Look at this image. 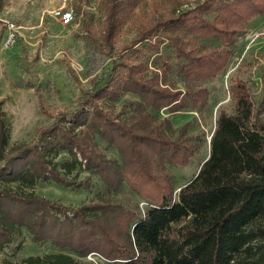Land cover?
<instances>
[{
    "label": "trees",
    "instance_id": "obj_1",
    "mask_svg": "<svg viewBox=\"0 0 264 264\" xmlns=\"http://www.w3.org/2000/svg\"><path fill=\"white\" fill-rule=\"evenodd\" d=\"M102 6L105 22L88 33L99 35V48L114 59L105 82H96L80 101L91 110L62 112L39 141L9 148L0 101V250L15 243L20 248L25 234L57 250L0 264H264V115L248 83H232L233 112H220L208 157L178 192L167 165L187 164L199 144L190 142L195 137L186 136V128L174 137L170 121L153 114L162 107H206L209 91L195 81L216 78L226 68L233 44L264 14V0H205L138 20L129 44L121 34L127 5L102 0ZM157 35L175 52L186 81L182 90L168 80L169 60L153 61V67L140 62L160 52V40L151 42ZM125 93L138 98L128 118H114L99 106L101 97L116 100ZM67 116L73 118L69 125ZM100 141L119 150L120 159L99 151ZM61 152L67 157L56 161ZM77 168L98 175L108 193L126 185L144 206L100 194L74 207L34 191L46 180L89 188L90 181L71 177ZM90 255L103 262L88 260Z\"/></svg>",
    "mask_w": 264,
    "mask_h": 264
},
{
    "label": "rangeland",
    "instance_id": "obj_2",
    "mask_svg": "<svg viewBox=\"0 0 264 264\" xmlns=\"http://www.w3.org/2000/svg\"><path fill=\"white\" fill-rule=\"evenodd\" d=\"M205 0H123L126 23L121 31L122 41L129 44L136 36L138 20L157 18L173 11L193 8ZM72 9L74 19L64 25L54 14L57 10ZM4 21L18 25L17 40L13 47L4 48L7 28ZM105 22L102 0H0V101L5 111L9 130V148L21 144H34L39 141L44 128L57 121L62 112L73 113L81 108L89 111L87 105L80 107V101L89 96L97 83L103 84L105 72L112 64L111 58L99 48V35L88 33L92 26L99 32ZM148 40V39H147ZM160 40V52L143 57L140 62L169 60L173 64L168 80L172 87L184 89L185 77L178 72L173 49L168 47L165 36L157 35L151 42ZM203 43L211 44L210 40ZM212 44H214L212 42ZM233 54L226 68L216 78L195 81L196 87L209 91L206 107L172 111L162 107L154 111L158 120H169L174 137L182 128L186 136H194L190 142L199 144L198 150L187 164L167 165L174 178L175 192L185 185L199 171L208 157L209 142L221 111L233 112L234 100L231 85L236 79L248 83L252 90V100L256 110L264 108V14L254 17L246 26L245 32L233 44ZM140 44L135 45V47ZM138 98L125 93L116 100L101 97L99 106L116 118H128L133 114L132 102ZM67 116L66 123L72 122ZM99 151H104L110 159H120V152L105 141H100ZM66 152H61L56 161L64 160ZM81 159V157H80ZM90 181L88 187H71L56 181L39 182L34 191L55 202L79 206L99 200V195L111 196L129 207L134 204L144 206V202L125 185L118 192L108 193L99 176L90 170L77 168L71 177ZM20 248L12 244L0 250V262L4 258L19 260L30 255H46L57 250L50 243L32 242L25 234ZM88 260L99 257L90 255Z\"/></svg>",
    "mask_w": 264,
    "mask_h": 264
},
{
    "label": "built area",
    "instance_id": "obj_3",
    "mask_svg": "<svg viewBox=\"0 0 264 264\" xmlns=\"http://www.w3.org/2000/svg\"><path fill=\"white\" fill-rule=\"evenodd\" d=\"M60 21L64 25H69L72 20L74 19V12L72 9H66V10H57L54 13ZM4 25L7 28L6 31V36H5V41H4V48L9 49L13 47V45L16 43L17 40V32H18V25L15 22H10V21H4ZM263 113H264V108H263Z\"/></svg>",
    "mask_w": 264,
    "mask_h": 264
}]
</instances>
